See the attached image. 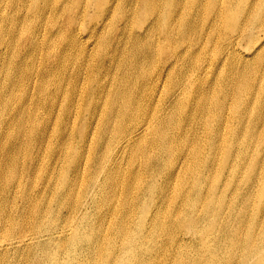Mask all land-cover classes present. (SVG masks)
<instances>
[{
	"label": "bare ground",
	"instance_id": "obj_1",
	"mask_svg": "<svg viewBox=\"0 0 264 264\" xmlns=\"http://www.w3.org/2000/svg\"><path fill=\"white\" fill-rule=\"evenodd\" d=\"M66 1L0 0V264H264V0Z\"/></svg>",
	"mask_w": 264,
	"mask_h": 264
},
{
	"label": "rangeland",
	"instance_id": "obj_2",
	"mask_svg": "<svg viewBox=\"0 0 264 264\" xmlns=\"http://www.w3.org/2000/svg\"><path fill=\"white\" fill-rule=\"evenodd\" d=\"M66 2H69V0H67ZM160 2L162 4H164L165 3V0H160ZM136 3H137V0H124V2L122 0L121 1L120 0H116L115 5H116L117 8H116L115 11H117V10H118V12L122 11V7H123V5H125L126 6V11L125 12L126 13L127 12H131L133 14V16L135 17V14L138 11H140L139 9H137ZM52 4L55 5L56 2L54 1V2H52ZM87 6H88V8L86 9V11L84 13L83 18L80 19V21L77 22V24L75 26L77 29L81 26L78 29V30H80L79 31L80 33H84V32L85 33H88L89 32V29L92 26V23L89 22V19L91 18V15L94 13L93 8H97L95 6V4L92 3V1H90V3ZM70 17L71 16H68V18L64 17L63 19H57L56 20V23H57L56 26H58L59 28H61L67 22L66 20L67 19L69 20ZM108 20L111 22L110 16L108 17ZM196 25H197V20H192L191 23H190V29L188 31V34H189V37L190 38H192V37H194V36L197 35V32L196 31H193V28L196 27ZM245 26H246V24L244 25V27ZM131 27H132L133 31H140L139 29L134 28L132 25H131ZM115 28H116V26L114 25V23H109L108 26H107V29H106V33L107 32L110 33L112 31H114ZM117 29H119V30L118 31H114V34H116L117 35V39L119 41H121L124 38V35L125 34L120 33V26L117 25ZM24 34H26V33L24 32ZM57 34L58 33L56 32L53 35V37H56ZM46 38H48V37H46ZM89 43L91 45H94L95 44V40L94 39H89ZM81 46L83 47V44H81ZM61 50H62V47L60 46L59 43H58L57 46H55L53 48H50V49H48L46 47L44 48V51H51L52 53H57V52H59ZM95 50H96V48H95ZM219 52L220 51H215V53H219ZM215 57L216 56L212 52H209V51L206 52V58H207V60H210V61L211 60H214ZM53 62H55V61L52 60L50 63H53ZM76 67H77V65H75L73 63H68L65 66H63L61 64L59 65L58 68H59L60 72L62 74H64V76L66 78L65 81H64V85L68 83L69 74L74 69H76ZM228 70H229V63L224 64L223 62L219 61L218 64H217V66H216V68L212 70L211 76L209 77L208 81L211 82L213 80V78L218 73H220V72H226V73H228ZM110 72H112V71L110 70ZM187 72H188V66H186L185 69H184L183 78H184V76L186 75ZM183 78H182V80H183ZM184 80H185V78H184ZM199 82L204 83V78L203 77H200L198 79L197 83H199ZM80 85L81 86H84L83 83H80ZM79 103H81V106H84L82 100H80ZM52 112L53 113H59L60 112V108H54ZM43 115L44 114H42L41 116H43ZM204 115L205 114H201L199 116L203 117ZM6 148H7V146H6ZM14 155L18 157V160H19L18 161V166H19V168L20 169H23V168L26 169V163L29 161L28 160V151L25 150V149H23L19 153H15ZM43 155H44V160L43 161H45L47 159L46 153H44ZM86 171H87V169H86ZM42 174H43V171H42ZM20 181H21V183L23 185H25V187H27V189L30 188V192H29L30 193V196H29L30 199H31V197L35 198L36 195H37V193H38V191H35V190H38L39 189V185L36 183V181H37V172H35L33 168L31 169V171H29V169H27V173H26L25 170H23L21 172V174H20ZM13 195H15V197H14L15 199L12 198ZM6 196H8V198H9V196H12L9 199L8 202L7 201L5 202V207L6 208L7 207H22L23 206V204L18 200V194H11L9 192L8 195H6ZM0 203H2V202L0 201ZM178 208L179 207H169L168 209L171 210V209H178ZM20 259H21V257L18 258V260H20ZM22 259H23V256H22Z\"/></svg>",
	"mask_w": 264,
	"mask_h": 264
}]
</instances>
